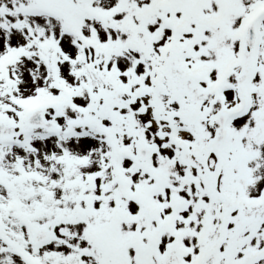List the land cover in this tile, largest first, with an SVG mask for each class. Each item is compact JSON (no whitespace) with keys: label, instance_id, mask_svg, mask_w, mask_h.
Here are the masks:
<instances>
[{"label":"snow or ice","instance_id":"6c2138e0","mask_svg":"<svg viewBox=\"0 0 264 264\" xmlns=\"http://www.w3.org/2000/svg\"><path fill=\"white\" fill-rule=\"evenodd\" d=\"M0 264H264V0H0Z\"/></svg>","mask_w":264,"mask_h":264}]
</instances>
